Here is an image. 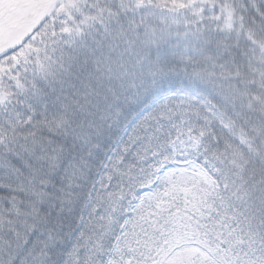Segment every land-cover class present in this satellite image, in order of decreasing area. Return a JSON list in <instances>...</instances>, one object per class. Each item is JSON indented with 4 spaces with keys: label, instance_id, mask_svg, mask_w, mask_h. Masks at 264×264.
Masks as SVG:
<instances>
[{
    "label": "snow or ice",
    "instance_id": "obj_1",
    "mask_svg": "<svg viewBox=\"0 0 264 264\" xmlns=\"http://www.w3.org/2000/svg\"><path fill=\"white\" fill-rule=\"evenodd\" d=\"M0 264H264V0H0Z\"/></svg>",
    "mask_w": 264,
    "mask_h": 264
}]
</instances>
